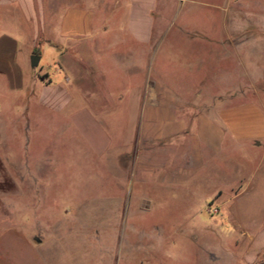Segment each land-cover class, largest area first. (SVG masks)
I'll return each instance as SVG.
<instances>
[{
  "label": "rangeland",
  "instance_id": "rangeland-1",
  "mask_svg": "<svg viewBox=\"0 0 264 264\" xmlns=\"http://www.w3.org/2000/svg\"><path fill=\"white\" fill-rule=\"evenodd\" d=\"M58 3L76 21L62 51L76 101L29 139L0 120V190L21 225L0 232V264H222L231 216L264 194V0H161L142 43L123 29L129 0ZM0 22L22 68L54 29ZM48 44L30 70L47 83ZM13 96L0 72V104Z\"/></svg>",
  "mask_w": 264,
  "mask_h": 264
},
{
  "label": "crops",
  "instance_id": "crops-1",
  "mask_svg": "<svg viewBox=\"0 0 264 264\" xmlns=\"http://www.w3.org/2000/svg\"><path fill=\"white\" fill-rule=\"evenodd\" d=\"M43 2V0L42 3L39 1L38 7L35 8L34 0H0L2 20L10 15L21 20L23 24L25 21L38 19L43 35L47 26L54 27L52 37H44L40 54L41 62L44 56L42 49L44 47L51 49L49 42L54 45L53 57L59 63L53 73L48 71V80L53 81L49 83L45 81L46 78L38 81L34 77L30 71L32 67L29 61L24 68L19 66L16 61L19 42L13 36L4 33L0 37V72L8 80L10 93H18L17 97L7 98L0 104V120L6 124L16 122L28 139L31 135V125L35 124L37 127L42 117L62 116L66 109L76 101L71 97L73 71L67 56L62 54L63 50L69 46L71 48L72 42H75V35L68 31V27H73L69 25L73 24V20L75 21L74 14L70 13L67 8L62 9L58 0H47L45 4ZM129 3L131 5L129 18L126 22L122 21L123 29L126 31L127 27L131 37L137 43L150 41L155 26L152 13L162 8H159L161 0H129ZM89 7L93 8L92 3ZM75 16L79 18L78 13ZM3 24L0 22V26ZM27 55L31 57L30 51ZM6 134V131L0 127V138H12ZM12 198L11 195L0 190V232L17 233V228L21 226L14 220L15 207L12 205ZM235 198L240 199L242 195H236ZM254 198L256 199L254 204L246 211L234 213V218L231 216L234 221L232 225L236 226L235 234L232 246L226 249L221 248L224 251L219 253L223 260L222 264H264V194L254 196ZM26 239L37 256H43L46 251L44 243L38 238L31 242V236H27ZM212 257L216 263V254Z\"/></svg>",
  "mask_w": 264,
  "mask_h": 264
},
{
  "label": "water",
  "instance_id": "water-1",
  "mask_svg": "<svg viewBox=\"0 0 264 264\" xmlns=\"http://www.w3.org/2000/svg\"><path fill=\"white\" fill-rule=\"evenodd\" d=\"M40 60H41V56L40 55H32V57H31V66L33 68L38 67Z\"/></svg>",
  "mask_w": 264,
  "mask_h": 264
}]
</instances>
